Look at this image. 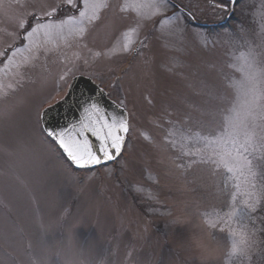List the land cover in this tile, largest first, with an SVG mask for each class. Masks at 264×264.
I'll return each mask as SVG.
<instances>
[{
	"label": "rangeland",
	"instance_id": "obj_1",
	"mask_svg": "<svg viewBox=\"0 0 264 264\" xmlns=\"http://www.w3.org/2000/svg\"><path fill=\"white\" fill-rule=\"evenodd\" d=\"M136 2L144 0H107L83 41L103 54L135 29V52L101 55L85 64L91 53L75 44L47 53L41 49L21 68V87L0 74V81L14 86L0 106L20 105L11 119L0 122V264H201L190 238L202 230L217 237L208 264H264V201L248 221L254 232L250 258L229 257L227 229H210L205 221L231 208L234 181L223 169L191 164L196 157L183 156L170 144L165 148L168 121L182 124L190 117L191 123L201 118L198 109L214 103L204 88H219L221 73L231 72L226 65L232 53L243 50L226 41L260 43L258 13L264 0L245 1L236 20L219 29L183 20L179 36L161 25L176 12L140 19L128 7ZM56 5L59 19L78 15L64 0H0V51L11 54L22 47L34 22L30 13ZM73 53L82 58L76 75L95 79L113 101L123 100L129 116L121 155L91 169L73 168L49 138L47 144L41 139L40 111L64 95L67 83L59 76L64 56ZM6 59L0 57V68ZM256 164L257 172H264V159Z\"/></svg>",
	"mask_w": 264,
	"mask_h": 264
},
{
	"label": "snow or ice",
	"instance_id": "obj_2",
	"mask_svg": "<svg viewBox=\"0 0 264 264\" xmlns=\"http://www.w3.org/2000/svg\"><path fill=\"white\" fill-rule=\"evenodd\" d=\"M235 2L228 0V3H217L214 6L230 14ZM64 3L77 9L78 15L57 18L55 14L59 5L39 14L30 13L34 16V22L23 35V46L14 48L11 54L0 51V57L7 55L0 74L15 78L16 88L22 86L21 68L32 64L41 49L47 53L62 47H72L73 44L87 49V44L83 43L86 34L100 19L101 11L108 7L107 0H79V7L75 0H64ZM174 6L169 0H144L128 5L140 19L156 16ZM183 13L184 9L181 8L164 19L161 22L162 28L170 35H182L185 30ZM188 15L191 16V13ZM258 15L260 43L227 40L226 43L243 50L238 54L235 51L232 53L226 65L231 72L221 73L219 88H204V93L214 103L198 109L201 118L191 123L190 117H186L182 124L168 121L172 127L167 130L165 138V148L170 144L183 156L196 157L191 164H210L216 169H223L234 181L231 208L227 212L216 213L205 223L210 229L219 227L221 232L227 229L230 242L227 255L237 259H248L253 252L254 232L249 231L248 221L252 219L251 213L256 211L257 205L264 201V172L258 173L256 164L258 159H264V5L260 6ZM25 23L24 18L19 19L21 29ZM134 32L135 29H131L123 33L122 38H118L112 48L103 54L87 49L91 56L83 58V62L89 64L101 55L108 57L130 50L135 52L136 49L132 48ZM227 35L231 37V31ZM200 38L206 43L203 35ZM81 59L79 53H73L71 57L64 56L65 68L59 76L60 82L67 83V89L60 98L66 104L60 118L62 122L55 118L51 121L46 119L47 112L41 109L40 132L44 143H48L45 137L50 138L72 164L83 169L116 160L125 147L130 124L123 100L119 103L113 101L114 110H110L104 103L106 93L103 88L97 86L95 91H91L86 86L77 87V62ZM92 83H96L95 79H92ZM13 90L12 83L0 81V101L6 100ZM19 106H0V122L11 119ZM191 145L198 147L193 150ZM48 146L55 151L52 144ZM176 167L183 165L177 164ZM238 196L243 197L239 205L235 203ZM210 235L212 239H217L211 232Z\"/></svg>",
	"mask_w": 264,
	"mask_h": 264
},
{
	"label": "flooded vegetation",
	"instance_id": "obj_3",
	"mask_svg": "<svg viewBox=\"0 0 264 264\" xmlns=\"http://www.w3.org/2000/svg\"><path fill=\"white\" fill-rule=\"evenodd\" d=\"M245 1L247 0H236L233 11L230 14H225L214 5L217 3H228V0H169L170 4L178 7H171L166 12L171 14L173 12H178L182 8L184 9L183 20L186 23L198 28L219 29L231 25L232 22L236 20L238 14L237 10ZM206 6L212 11H208L207 8H205ZM213 11L218 12L213 13ZM189 13H191V16L188 15ZM58 15L59 14L56 16Z\"/></svg>",
	"mask_w": 264,
	"mask_h": 264
},
{
	"label": "water",
	"instance_id": "obj_4",
	"mask_svg": "<svg viewBox=\"0 0 264 264\" xmlns=\"http://www.w3.org/2000/svg\"><path fill=\"white\" fill-rule=\"evenodd\" d=\"M78 80H77V87H84L86 86L89 90L91 91H95L97 89V86L99 88L100 87L97 83L93 84L92 83V79H90L88 76L85 75H77ZM104 90V89H103ZM104 93H106V91L104 90ZM104 103L109 107L110 110H114L112 108V102L113 100L110 99L107 94L104 96ZM59 102V103H58ZM117 103V102H116ZM51 108H49V105L44 107L43 109L46 110L47 112V116L46 119H49L50 121L55 118L56 120H60V118L62 117L64 110L66 108V104L62 101H60V98L58 100H56L55 102H53ZM60 122H62V120H60ZM41 124V123H40ZM42 126V124H41ZM59 148V147H58ZM62 152V150H60ZM65 158L67 159V157L65 156ZM68 160V159H67ZM69 161V160H68ZM71 163V161H69ZM111 162V161H109ZM107 163V162H106ZM72 164V163H71ZM73 167L77 168L74 164H72ZM96 167V166H95Z\"/></svg>",
	"mask_w": 264,
	"mask_h": 264
},
{
	"label": "clouds",
	"instance_id": "obj_5",
	"mask_svg": "<svg viewBox=\"0 0 264 264\" xmlns=\"http://www.w3.org/2000/svg\"><path fill=\"white\" fill-rule=\"evenodd\" d=\"M214 239H212L210 232L202 230L199 235L190 238V247L199 253V260L201 264H208L212 258L214 250Z\"/></svg>",
	"mask_w": 264,
	"mask_h": 264
},
{
	"label": "trees",
	"instance_id": "obj_6",
	"mask_svg": "<svg viewBox=\"0 0 264 264\" xmlns=\"http://www.w3.org/2000/svg\"><path fill=\"white\" fill-rule=\"evenodd\" d=\"M61 153V152H60Z\"/></svg>",
	"mask_w": 264,
	"mask_h": 264
}]
</instances>
